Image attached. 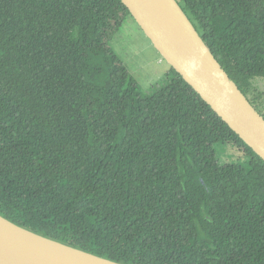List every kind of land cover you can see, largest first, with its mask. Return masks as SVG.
I'll return each instance as SVG.
<instances>
[{"label": "trees", "instance_id": "obj_1", "mask_svg": "<svg viewBox=\"0 0 264 264\" xmlns=\"http://www.w3.org/2000/svg\"><path fill=\"white\" fill-rule=\"evenodd\" d=\"M176 2L264 118V0ZM129 16L0 0V217L116 264H264V162L172 68L142 96L110 45Z\"/></svg>", "mask_w": 264, "mask_h": 264}, {"label": "water", "instance_id": "obj_2", "mask_svg": "<svg viewBox=\"0 0 264 264\" xmlns=\"http://www.w3.org/2000/svg\"><path fill=\"white\" fill-rule=\"evenodd\" d=\"M155 50L264 162V118L230 80L208 50L176 0H121ZM8 225L43 241L116 264L35 235L0 217ZM0 264H55L0 237Z\"/></svg>", "mask_w": 264, "mask_h": 264}, {"label": "rangeland", "instance_id": "obj_3", "mask_svg": "<svg viewBox=\"0 0 264 264\" xmlns=\"http://www.w3.org/2000/svg\"><path fill=\"white\" fill-rule=\"evenodd\" d=\"M114 52L123 61L133 78L139 85L142 96H150L167 83L165 72L169 66L155 50L149 39L137 25L132 16L125 19L120 30L110 42ZM252 84L264 101V78H255ZM264 113V102L262 104ZM261 113L263 116L264 114ZM220 164L241 163L245 165L247 157L235 147L228 144L215 145Z\"/></svg>", "mask_w": 264, "mask_h": 264}, {"label": "bare ground", "instance_id": "obj_4", "mask_svg": "<svg viewBox=\"0 0 264 264\" xmlns=\"http://www.w3.org/2000/svg\"><path fill=\"white\" fill-rule=\"evenodd\" d=\"M0 237L55 264H108L94 261L89 256L82 255L49 241H43L36 236H31L8 225L1 219Z\"/></svg>", "mask_w": 264, "mask_h": 264}]
</instances>
